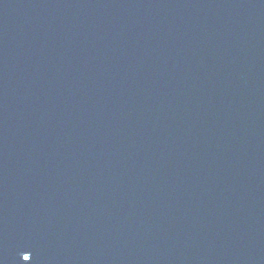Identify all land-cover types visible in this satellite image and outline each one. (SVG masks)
Returning <instances> with one entry per match:
<instances>
[{
	"label": "water",
	"instance_id": "water-1",
	"mask_svg": "<svg viewBox=\"0 0 264 264\" xmlns=\"http://www.w3.org/2000/svg\"><path fill=\"white\" fill-rule=\"evenodd\" d=\"M0 264H264V0H0Z\"/></svg>",
	"mask_w": 264,
	"mask_h": 264
},
{
	"label": "snow or ice",
	"instance_id": "snow-or-ice-1",
	"mask_svg": "<svg viewBox=\"0 0 264 264\" xmlns=\"http://www.w3.org/2000/svg\"><path fill=\"white\" fill-rule=\"evenodd\" d=\"M25 253H28V252H25ZM31 259H32L31 255H28V256H26V257L24 258V261H29V260H31Z\"/></svg>",
	"mask_w": 264,
	"mask_h": 264
}]
</instances>
